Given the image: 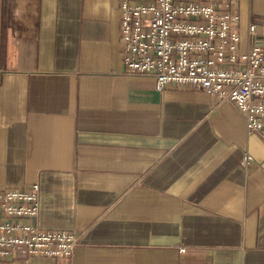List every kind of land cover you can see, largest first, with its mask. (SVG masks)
<instances>
[{
	"label": "crops",
	"instance_id": "obj_1",
	"mask_svg": "<svg viewBox=\"0 0 264 264\" xmlns=\"http://www.w3.org/2000/svg\"><path fill=\"white\" fill-rule=\"evenodd\" d=\"M120 2L0 0V190L37 183V227L79 238L0 264H264V140L232 102L123 74ZM236 7L245 51L264 0Z\"/></svg>",
	"mask_w": 264,
	"mask_h": 264
},
{
	"label": "built area",
	"instance_id": "obj_2",
	"mask_svg": "<svg viewBox=\"0 0 264 264\" xmlns=\"http://www.w3.org/2000/svg\"><path fill=\"white\" fill-rule=\"evenodd\" d=\"M119 10L123 74L148 77L157 91L191 88L232 102L246 132L264 140V37L240 50L236 0H121ZM251 161L244 155L240 165ZM38 212L37 183L0 190V260L73 255L78 236L39 229Z\"/></svg>",
	"mask_w": 264,
	"mask_h": 264
}]
</instances>
